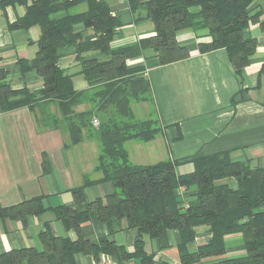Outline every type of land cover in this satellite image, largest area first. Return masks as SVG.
I'll return each mask as SVG.
<instances>
[{"label": "trees", "instance_id": "trees-1", "mask_svg": "<svg viewBox=\"0 0 264 264\" xmlns=\"http://www.w3.org/2000/svg\"><path fill=\"white\" fill-rule=\"evenodd\" d=\"M30 1L0 0V10L25 6V15L9 25L11 30H28L37 25L41 28L35 57L20 59L17 65L22 77L35 72L42 80V88L31 91L25 86L13 90L6 80L10 72L0 68V112L28 108L39 131L60 130L73 146L88 137L96 140V171L102 177L94 182L88 180L85 186L111 182L115 192L89 204L85 212L62 208L56 211L57 217L67 229L79 230L82 224L95 219L110 234L124 228L137 229L139 238L135 253L129 255L107 240H101L99 245L82 239L73 243L47 230L40 234L42 252L12 251L0 257V264H75L78 253L116 255L119 260L142 257L143 236L158 240L165 248L169 231L180 233L183 264L223 256L225 237L236 233L243 236L246 255L219 264H264V169L249 162H233L229 153H220L192 159L194 171L178 175L179 162L133 165L126 148L130 141L147 143L161 132L145 69L130 68L128 61L141 57L148 49L157 53L161 65L185 60L189 51L179 44L178 33L208 30L210 42L200 44V51L225 49L235 71L241 73L257 48L255 40L245 38L248 28L261 17L260 12L249 10L257 0H129L134 14L143 11L144 18L153 23L155 36L118 49H112L111 44L123 22L112 15L105 0H32L29 4ZM81 3L87 10L73 13ZM60 12L66 15L61 19L52 17ZM79 25L90 33H78ZM71 47L75 48L79 74L88 85L85 90H76L73 75L60 65L63 50ZM139 103L151 106L149 118L140 119L133 113L132 105ZM80 106L88 107L79 112ZM95 118L100 121L99 128L93 127ZM44 172H48L47 161ZM230 179L236 181V189L220 183ZM180 188L196 191L187 209L182 207ZM73 194L77 204L85 201L84 187ZM30 203L0 210V217L44 211L28 208ZM200 227H207L213 236L196 254H189L186 246L195 240Z\"/></svg>", "mask_w": 264, "mask_h": 264}, {"label": "crops", "instance_id": "crops-1", "mask_svg": "<svg viewBox=\"0 0 264 264\" xmlns=\"http://www.w3.org/2000/svg\"><path fill=\"white\" fill-rule=\"evenodd\" d=\"M105 2L112 15L119 16L123 22L111 44L112 49L155 36L153 23L144 18L143 11L134 14L129 0ZM86 10V4L81 3L73 13ZM249 10L260 12L261 17L245 33L247 40L256 41L257 48L241 73L235 71L225 49L200 51V44L210 42L208 30L178 33L179 44L189 51L185 60L161 65L157 53L148 49L141 57L128 61L130 68L145 69L161 128L160 134L150 142L130 141L126 144L133 165L149 166L171 160L179 162L178 175H186L194 171L192 159L229 153L233 162H249L253 167L264 169V0L255 1ZM25 13L23 5L0 10V68L10 72L13 90L27 86L31 91H38L42 88L41 78L35 72L22 77L17 62L35 57L41 28L38 25L28 30L9 28ZM65 15L60 12L52 17L61 19ZM78 33L90 31L79 25ZM74 51L73 47L63 50L60 65L73 75L74 86L81 91L88 85L79 74ZM66 144L67 138L60 130L39 131L35 116L28 108L0 112V210L27 202H31L28 208L44 210L40 214L26 213L23 217H0V257L24 249L42 252L40 234L47 230L53 236L73 243L82 239L99 245L101 240H107L122 247L129 255L135 253L139 238L137 229L124 228L110 234L108 228L95 219L82 224L79 230L67 229L57 217L56 211L62 208L85 212L89 204L115 192L111 182L85 186L88 180L98 181L102 176L91 179V172L78 169L76 162L82 155L76 153V148H66ZM85 146L82 145V152ZM88 156L85 153L86 159ZM45 161L48 172H44ZM220 183L237 188L233 179ZM82 187L85 201L77 204L73 193ZM195 193V190L185 191L182 205L189 207L195 200ZM212 236L207 227L198 228L195 240L186 246V252L196 254ZM181 243L178 231L168 232L165 248L158 240L143 236L142 257L119 260L116 255L96 257L78 253L75 264H100L106 258H111L113 264H183ZM225 247L221 257L204 258L190 264H219L246 255L242 234L227 235Z\"/></svg>", "mask_w": 264, "mask_h": 264}, {"label": "rangeland", "instance_id": "rangeland-1", "mask_svg": "<svg viewBox=\"0 0 264 264\" xmlns=\"http://www.w3.org/2000/svg\"><path fill=\"white\" fill-rule=\"evenodd\" d=\"M7 82L11 84V88H12V78H11V74L9 73V75L6 78ZM88 106H80L77 108V110L80 111H84ZM132 109H133V113L136 115V117L140 118V119H147L151 116V106L148 103H139V104H133L132 105ZM53 111H55V108H52ZM96 119V118H95ZM99 119V118H98ZM99 121V120H98ZM99 126H100V121H99ZM99 126H94V128H99ZM135 142V141H134ZM67 143H68V148L71 150H74V148L77 149L76 153L78 155H82L81 158H79L76 162V166L78 169L80 170H87L88 173L91 172V179H93L94 177H96L97 175L102 176V174L100 172L96 171V166H97V162H98V156H99V144L96 140L91 139V138H86V140L83 142V144L80 145H72L71 140L69 137H67ZM135 143H139V142H135ZM82 145H86L85 146V151L82 152L81 147ZM82 149H84V147H82ZM85 153L89 154L90 156H88V158H85ZM87 157V155H86Z\"/></svg>", "mask_w": 264, "mask_h": 264}, {"label": "built area", "instance_id": "built-area-1", "mask_svg": "<svg viewBox=\"0 0 264 264\" xmlns=\"http://www.w3.org/2000/svg\"><path fill=\"white\" fill-rule=\"evenodd\" d=\"M93 124L94 126H99V121L97 119H94L93 120ZM179 195L182 196L185 192V189L184 188H180L179 189ZM183 209H187L188 208V205H182ZM114 262L112 261L111 258H106L104 260H101L100 264H113Z\"/></svg>", "mask_w": 264, "mask_h": 264}]
</instances>
